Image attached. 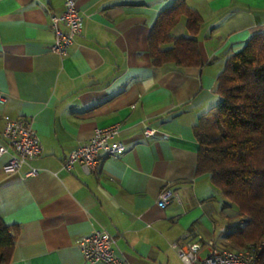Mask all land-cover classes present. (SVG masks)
Wrapping results in <instances>:
<instances>
[{
  "label": "crops",
  "instance_id": "1",
  "mask_svg": "<svg viewBox=\"0 0 264 264\" xmlns=\"http://www.w3.org/2000/svg\"><path fill=\"white\" fill-rule=\"evenodd\" d=\"M74 1L81 31L59 55L49 50L50 14L65 0H0V146L3 115L31 123L41 143L14 172L3 170L12 149L0 154V217L18 227L9 264H89L78 244L99 229L129 264H183L176 244L214 242L220 214H235L220 207L209 174L196 173L193 127L219 101L226 58L264 32V0H185L202 18L194 67L149 56L151 28L175 0ZM171 33L189 35L184 18ZM113 124L123 154L100 156L94 169L63 167L95 127ZM164 189L172 197L163 207Z\"/></svg>",
  "mask_w": 264,
  "mask_h": 264
},
{
  "label": "trees",
  "instance_id": "2",
  "mask_svg": "<svg viewBox=\"0 0 264 264\" xmlns=\"http://www.w3.org/2000/svg\"><path fill=\"white\" fill-rule=\"evenodd\" d=\"M184 18L189 35L171 31ZM202 18L185 0L162 10L148 36L151 62H174L179 67L201 66L195 35ZM218 103L194 125L199 143L196 173H208L225 208L235 214L224 246L237 249L260 244L264 260V32L251 35L242 50L231 54L218 73ZM18 227L0 217V264H9ZM224 247V248H225Z\"/></svg>",
  "mask_w": 264,
  "mask_h": 264
},
{
  "label": "built area",
  "instance_id": "3",
  "mask_svg": "<svg viewBox=\"0 0 264 264\" xmlns=\"http://www.w3.org/2000/svg\"><path fill=\"white\" fill-rule=\"evenodd\" d=\"M50 23L53 30V40L49 50L63 55L73 43L75 35L81 31L83 17L79 13L74 0H65L64 10L58 14H50ZM3 136L7 145L0 146V154L12 149V154L3 165L7 173L16 171L23 164L36 158L41 151L36 130L31 123L22 117L3 115ZM119 126L113 124L104 127H95L90 138L78 147L70 150L65 158L63 167L72 170L75 164H83L94 169L100 156L118 158L126 151V145L117 138ZM145 136L155 134V129L146 126ZM163 138L168 134L163 133ZM37 169L31 167L28 174H35ZM172 197L170 189L160 192L159 206H166ZM82 256L89 264H129L116 252L115 239L104 229L94 230L79 241ZM261 246L249 243L242 249L233 250L217 247L210 239L205 242H182L174 246V250L183 264H259L258 257ZM264 264V260L262 263Z\"/></svg>",
  "mask_w": 264,
  "mask_h": 264
},
{
  "label": "rangeland",
  "instance_id": "4",
  "mask_svg": "<svg viewBox=\"0 0 264 264\" xmlns=\"http://www.w3.org/2000/svg\"><path fill=\"white\" fill-rule=\"evenodd\" d=\"M221 198H222V196L220 197L219 200H221ZM220 207L222 208V201H220ZM229 208L233 209V207H229ZM231 209H229V210L232 211ZM226 215H228V212L221 213L219 218H218V221H217L218 229L216 230V235H215V240H214V243L217 247H225L224 242L226 240V235L231 231V226L233 225L232 222L227 221V218L225 217ZM258 245H260V244H258ZM225 248H227V247H225ZM242 248H244V247H242ZM242 248H237L235 250H239Z\"/></svg>",
  "mask_w": 264,
  "mask_h": 264
},
{
  "label": "water",
  "instance_id": "5",
  "mask_svg": "<svg viewBox=\"0 0 264 264\" xmlns=\"http://www.w3.org/2000/svg\"><path fill=\"white\" fill-rule=\"evenodd\" d=\"M87 167V166H86ZM88 168V167H87Z\"/></svg>",
  "mask_w": 264,
  "mask_h": 264
}]
</instances>
